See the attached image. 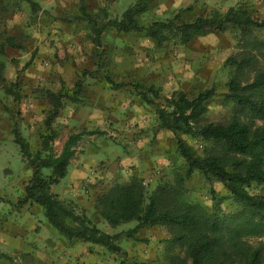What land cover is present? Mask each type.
<instances>
[{
    "label": "rangeland",
    "instance_id": "obj_1",
    "mask_svg": "<svg viewBox=\"0 0 264 264\" xmlns=\"http://www.w3.org/2000/svg\"><path fill=\"white\" fill-rule=\"evenodd\" d=\"M33 1L39 6L36 13L31 11L27 0H0V41L13 36L23 47L7 46L6 56L0 55L6 62V81L0 85V251L13 257L17 264L33 261L36 250L33 237L39 228H44L55 241H65L47 222L40 206L29 202L17 205L31 171L14 142L13 128L17 126L32 150L38 149L44 122L53 109L52 94L77 92L76 100L62 98L52 118L51 124L58 131L53 143L56 151L71 132L82 128L98 131L83 136L71 162L82 167L79 174L83 175L77 177L81 180L79 192L88 197L84 196V203L91 202L82 206L77 198L65 195L60 188L66 178L53 191L72 199L99 228L112 234L133 227L134 222L111 227L103 221L96 210L95 198L104 188L136 175L151 189L159 182L173 181L176 171L184 172V161L174 151L172 132L157 127L155 105L141 99L132 84L155 85L165 97L177 90L191 96L198 89L213 87L218 96L208 103L206 119L225 122L232 113V105L222 101V94L227 91L229 76L238 72L228 58L238 60L241 54L250 52L258 57L259 64H264L256 44L264 40V28L243 33L229 27L195 37L186 44L172 41L160 47L142 33H120L108 28L102 33L106 62L98 69L97 53L101 48L90 40L91 25L79 18L80 3L91 13L105 7L109 18H116L135 0ZM230 7L245 9L253 17L264 16V0H153L142 22L167 19L179 9H183L187 19H193L211 10L224 12ZM102 21L97 18L98 25ZM238 73L245 82L252 78L253 70L245 67L242 74ZM79 79L80 91L75 86ZM107 79L122 86L113 88ZM115 100L117 104L111 105ZM162 101L156 99V103ZM94 108L101 115L92 122L87 116ZM256 123L263 124L264 119ZM183 138L196 153H201L204 144L198 138L185 134ZM118 152L125 160L121 166ZM184 186L207 207L211 205L210 187L224 198L222 208L236 207L221 182L208 181L199 173L187 179ZM253 191L264 194V185L255 186ZM31 219L39 227L34 232L29 229ZM169 237L167 228L154 226L139 230L135 237H121L120 253L109 252L97 244L92 251L106 264H165L162 251ZM258 240L250 238L252 243ZM19 241L23 248L15 251ZM0 264L10 262L0 257Z\"/></svg>",
    "mask_w": 264,
    "mask_h": 264
},
{
    "label": "trees",
    "instance_id": "obj_2",
    "mask_svg": "<svg viewBox=\"0 0 264 264\" xmlns=\"http://www.w3.org/2000/svg\"><path fill=\"white\" fill-rule=\"evenodd\" d=\"M27 1L31 11L36 13L38 4ZM152 1L135 0L116 18H109L105 7L91 13L83 2L80 3L79 18L91 25L90 40L101 48L97 53L98 69L106 62L102 33L108 28L120 33H142L158 47L172 41L186 44L195 37L222 32L229 27L243 33L264 28V16L253 17L245 9L235 7L224 12L211 10L193 19H187L183 9H179L167 19L144 24L142 17ZM97 18L103 19L99 25ZM256 44L264 61V40ZM7 46L23 48L13 36H6L0 41L3 57ZM257 58L250 52L241 54L239 61L236 57L228 58L238 72L242 74L245 67H250L253 75L245 82L238 72L229 76L222 101L232 105V113L225 122L206 119L208 103L218 96L213 87L198 89L191 96L177 90L165 97L159 94L155 85L132 84L141 99L155 105L157 127L172 132L174 151L184 161V172L176 171L173 181L159 182L150 189L138 176L132 175L107 186L96 196V210L107 225L118 227L134 222L133 227L112 234L105 232L72 199L53 191L67 175L83 136L98 132L85 128L71 132L61 149H54L58 131L51 124L52 118L61 106L62 98L67 96L76 100L77 92L52 94L53 109L44 122L45 131L39 136L38 149L32 150L14 126V142L31 171L17 205L29 202L40 206L47 222L68 244L87 242L120 253L121 237H135L141 229L162 226L170 232L162 251L165 264H264V194L253 191L255 186L264 185V123H256V120L264 119V64H259ZM5 65V60L0 58V85L6 81ZM107 80L113 88L122 86ZM81 85V79L77 80L78 91ZM158 98H162V103H156ZM184 134L198 138L204 144L200 154L186 143ZM195 173L208 181L221 182L236 207L233 210L222 208L224 198L213 187L209 188L210 207L197 200L184 186ZM250 238L260 240L252 243ZM0 257L9 260L10 264H17L7 253L0 251Z\"/></svg>",
    "mask_w": 264,
    "mask_h": 264
},
{
    "label": "crops",
    "instance_id": "obj_3",
    "mask_svg": "<svg viewBox=\"0 0 264 264\" xmlns=\"http://www.w3.org/2000/svg\"><path fill=\"white\" fill-rule=\"evenodd\" d=\"M89 87L92 88L91 85H89ZM95 88L98 90L103 89L98 86H96ZM104 89L106 88L104 87ZM115 104H117L116 100L115 103H111V105ZM130 112L131 111L129 110L127 113ZM99 115H101V111H99L97 108H94L91 111L89 110L87 120L89 118V120L93 122L94 117H98ZM122 119H124V116L121 118V120ZM119 130L122 131V125ZM122 135L123 132L121 133V136ZM116 155L119 156L118 163L119 166H121V164H124L125 160L121 158V154L119 152L116 153ZM71 162L68 167V173L64 177L66 178V181L60 189L64 190L65 195L67 194L68 196L70 195L72 198H77V200L82 202V206H84L88 204V202H91V200L84 203L85 195L79 192L81 180H77V177H81L83 175L79 174L80 172H83L82 167L78 164L73 165L71 164ZM64 178L62 180H64ZM85 197L88 198L87 196ZM29 224V229L33 232L37 230V228H39L38 225H35V222L33 220ZM33 238L34 240H36V243L34 244L36 250L33 253V261H29L30 264H106L98 260L96 252L92 251L94 249L95 244L87 242H77L73 244H68L66 243V241L58 242L52 239L51 237L47 236L46 232L44 231V228H39L38 234L34 235ZM8 243L9 241H7V244ZM19 243V246L14 247L15 251H20L23 248V244H21L22 241H19Z\"/></svg>",
    "mask_w": 264,
    "mask_h": 264
}]
</instances>
